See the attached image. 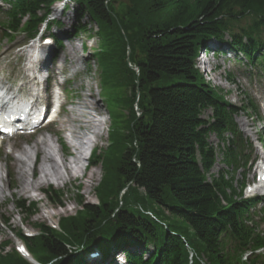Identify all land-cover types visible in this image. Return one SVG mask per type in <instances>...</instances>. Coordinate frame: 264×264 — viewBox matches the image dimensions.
Returning a JSON list of instances; mask_svg holds the SVG:
<instances>
[{
    "label": "trees",
    "instance_id": "1",
    "mask_svg": "<svg viewBox=\"0 0 264 264\" xmlns=\"http://www.w3.org/2000/svg\"><path fill=\"white\" fill-rule=\"evenodd\" d=\"M7 1L0 28L14 38L19 32L33 36L60 0ZM125 1L131 7L120 13L113 0H78L69 31L88 30L83 17L96 23L103 89L114 104L127 107L112 114L106 155L96 149L90 161L106 172L113 165L114 175L100 184L98 204L78 195L82 208L60 218L59 228L40 223L36 236H17L39 261L51 264H83L88 251L107 252L119 241L154 245L149 257L127 251L129 264H264V253L256 252L264 233L249 214L252 202L241 197L245 179L239 189L234 184L251 147L235 115L253 105L228 103L196 67L203 43L227 34L250 62L264 60V0ZM218 155L224 167L213 174ZM45 194L63 205L62 190L48 187ZM16 204L28 216L36 209L25 199ZM245 251H252L248 261L242 259ZM0 264L31 263L3 244Z\"/></svg>",
    "mask_w": 264,
    "mask_h": 264
},
{
    "label": "rangeland",
    "instance_id": "2",
    "mask_svg": "<svg viewBox=\"0 0 264 264\" xmlns=\"http://www.w3.org/2000/svg\"><path fill=\"white\" fill-rule=\"evenodd\" d=\"M113 2L115 10L120 13L125 11L127 12L129 7H131L129 2L125 0H113ZM2 5H4V3L0 0V7ZM61 5H63L62 2L54 5V14H52V17H56L60 20V25L57 29L54 27V31L64 32L67 30V33H63L65 37L62 35V41L60 42V45L58 46L59 50L56 53L57 57L52 58V63L57 64L58 66L63 65V67H65L64 75L69 78V81L66 83V88L68 90L66 98L69 99L72 104L76 105L77 101L82 97L92 101V106H95L94 102L98 104V107L95 106L93 108H89V112L93 115L94 119L105 120L104 126L96 129L99 134L98 137L95 138L89 132L94 130L93 128H89L90 130L88 131L85 127H82V130L90 137L91 141L88 144L94 145L99 151L102 150V153L105 156L106 154H104L103 151L108 148V141L111 140L109 131L112 129V120L109 114L112 112V114L115 115L116 111L125 112L127 107L122 109L120 104H114V99L107 94V90L105 91V89H102V77L100 74L101 67L99 66L95 56V53L98 51L100 45L96 23L89 22L87 17H83L82 21L88 20V30L80 31L76 35L70 34L68 29L70 28L71 30L72 25L76 22V11L73 6H69L64 12H62V9H59ZM4 7L6 6L4 5ZM3 16L2 10L0 9V19H2ZM26 42L29 43L30 41L24 33L17 34L14 41H9L7 38L0 39V52L9 51L10 53L8 55L3 54L0 58V68H5L2 71L0 70L1 74H10L11 70L19 72V70L22 69L23 62H21L20 59L21 52L18 50L17 46L23 45ZM82 45H86V48L82 49ZM71 46H74L76 49L75 53L79 57L75 58L71 55L69 58L67 56L65 61H62L58 54L61 51L68 52V47ZM127 49V56L125 55L126 60L131 54V49ZM210 62L213 67L217 65L219 68L213 75H210L207 72L203 75L205 80L210 83L211 86L223 91L226 99L237 106H243L248 100H251L256 105L257 114L254 113L252 108L245 107L247 110L242 109L240 113L236 115L237 125L243 135L250 141L254 142L252 159H255L248 166L240 169L237 172L236 178L241 180V173H243L247 175V182L252 183V181H256L255 179L257 178V173H260L262 168H264V148L257 141L258 134L264 133V74L261 75V78L258 77L256 74V68H253L248 64H240L241 66L234 65L231 61L224 62L220 58L216 57L213 59L210 58ZM52 63L51 61L48 62L49 65H52ZM249 69L253 71L252 75L247 72ZM228 72L232 73L236 86L229 82L227 78ZM134 108L138 111V113H140L137 106H134ZM208 115H210V111H206L204 114L205 117H208ZM88 125H90V122ZM50 133L51 132L45 131L44 135L49 140L53 152L54 150L56 151V156L61 163L63 159L69 157L68 155L71 153V145L62 133L64 142L68 147V154L67 152L62 153L57 142L58 140L56 135ZM34 138L35 137L31 139L26 138L21 142L12 139L16 142L15 146L8 145L6 148H2L0 150V184L3 187V192L0 190V247L4 244L5 250L8 253H11L17 244H20L21 241L18 238L17 233L21 231V229L25 232H38L40 230V226H38V224L40 223L56 226L59 218L68 217V215L71 216L72 214L75 215L76 211L82 206L77 201L78 195H81L86 203H95L98 192L100 191L99 186L102 181L107 176L109 177L108 179H111L114 175L113 165L110 166V170L106 172L105 166L100 163L95 166L91 165L87 168L86 175H94L93 179H91V184L88 187L82 180H80V178L72 177L71 180L67 181L64 185H58L56 182H51L43 185L41 190L31 191L28 193L30 195L22 194L19 190V179L14 163L15 154L18 155L21 147H25L33 153V156L36 159L35 151L29 148V142H31ZM210 142L218 150L219 140L215 135L210 137ZM89 151L90 148L84 149L83 153L85 158L88 157ZM9 159H12V161H9ZM33 160L34 159L31 158V165ZM38 161L39 157L37 156V160L34 161L36 165L38 164ZM87 163V159H83L81 164L83 166ZM222 167L223 164L221 162V157L218 155V161L212 168L211 173L217 174ZM11 170L14 173L13 176L11 175ZM30 180L34 182L32 177H30ZM48 187L55 190H62L64 192L62 206L54 204L46 195H44L43 190ZM126 189L127 187L124 190L120 189V193L117 196L118 200H122ZM247 193L248 194L246 195H250L249 192ZM18 199H25L28 203L32 202L36 204V209L34 210L32 216H28L19 211V207H17L16 204ZM261 205L262 204H259L258 207ZM44 209H47L54 214L52 219L43 215L45 211ZM6 219L8 220V226L4 221ZM261 228L264 230V225L261 226ZM5 242L8 244H5ZM86 257L87 260L92 261L91 263L93 264H105L99 257L92 258L91 256L89 258L88 255Z\"/></svg>",
    "mask_w": 264,
    "mask_h": 264
},
{
    "label": "bare ground",
    "instance_id": "3",
    "mask_svg": "<svg viewBox=\"0 0 264 264\" xmlns=\"http://www.w3.org/2000/svg\"><path fill=\"white\" fill-rule=\"evenodd\" d=\"M67 51H61L59 58L61 60L68 58L72 55L77 58L76 49L74 46L68 47ZM3 54H10L9 51L0 52V58ZM47 59H43L42 62H46ZM56 68V67H55ZM95 106L98 107L96 102ZM92 101L86 98H80L76 105L70 103L65 109V118L59 121L60 129L63 131L64 136L67 138L71 145V153L69 157L63 159L61 163L57 158L56 151L52 149L49 140L46 138L44 133L38 135L30 144V149L35 151V157L33 153L25 147H21L19 154H15V167L17 176L19 179V190L22 194H28L31 191L41 190L42 186L51 182H56L58 185H64L67 181L71 180L72 177L80 178L87 187L91 184L93 174H87L86 165L82 166V160L85 159L84 149L90 147L88 144L91 140L86 135V132L82 130L85 127L88 131L89 128L94 130L89 131L95 138L98 137V127L104 126L105 121L100 119H94L93 115L89 112V108H93ZM89 120V121H88ZM90 122V125L88 123ZM86 130V131H87ZM4 144H9L8 140L4 141ZM78 144V145H77ZM15 146V144H13ZM63 153V149H60ZM39 157L38 164L34 161ZM31 158L34 159L31 165ZM35 164V165H33ZM83 167V169H82ZM32 171V172H31ZM264 171L262 172V175ZM30 177L34 179V182L30 180ZM0 190L3 192V187L0 184ZM30 195V194H28ZM34 196V195H33ZM44 216L52 219L54 216L51 211L44 209Z\"/></svg>",
    "mask_w": 264,
    "mask_h": 264
},
{
    "label": "water",
    "instance_id": "4",
    "mask_svg": "<svg viewBox=\"0 0 264 264\" xmlns=\"http://www.w3.org/2000/svg\"><path fill=\"white\" fill-rule=\"evenodd\" d=\"M127 61H129V58L127 59Z\"/></svg>",
    "mask_w": 264,
    "mask_h": 264
}]
</instances>
